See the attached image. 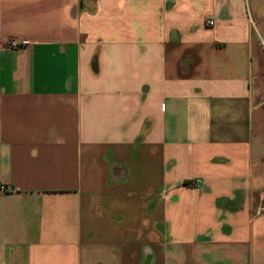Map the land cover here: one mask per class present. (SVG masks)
<instances>
[{
    "label": "crops",
    "instance_id": "0c3cea01",
    "mask_svg": "<svg viewBox=\"0 0 264 264\" xmlns=\"http://www.w3.org/2000/svg\"><path fill=\"white\" fill-rule=\"evenodd\" d=\"M263 44L264 0H0V264H264Z\"/></svg>",
    "mask_w": 264,
    "mask_h": 264
},
{
    "label": "built area",
    "instance_id": "2783aa9c",
    "mask_svg": "<svg viewBox=\"0 0 264 264\" xmlns=\"http://www.w3.org/2000/svg\"><path fill=\"white\" fill-rule=\"evenodd\" d=\"M209 26H212L213 25V21H207L206 22ZM9 46L10 48L12 49H18L20 47V44L16 41H10L9 42ZM263 47H264V44H263ZM5 188L4 187H1V190H4Z\"/></svg>",
    "mask_w": 264,
    "mask_h": 264
}]
</instances>
